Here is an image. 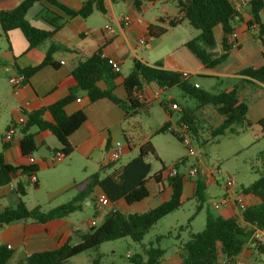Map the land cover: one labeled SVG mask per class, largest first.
I'll return each mask as SVG.
<instances>
[{"label": "crops", "instance_id": "crops-1", "mask_svg": "<svg viewBox=\"0 0 264 264\" xmlns=\"http://www.w3.org/2000/svg\"><path fill=\"white\" fill-rule=\"evenodd\" d=\"M22 1L0 0V11L15 9ZM56 1L68 9L77 11L82 8L87 0ZM228 1L240 13L239 19H235L237 47L230 51L228 58L223 63L212 69L202 66L187 51L185 43L199 34L188 31L189 26L186 21L169 29L167 34L158 39L151 40L148 37V27L156 24L159 18L163 19L164 23H167L168 20L175 17L177 9L173 0L142 2L140 11L134 9L133 0H103L106 9L105 15L94 11L85 20L80 19L79 16L66 17L61 12H58L56 8L44 2H39L34 4L26 13V16L28 14H35L31 17L30 22L26 19L35 29H50L46 23L37 18V14L44 8L55 12L59 17L63 18L65 24L43 45L31 50L28 49V44L23 36L20 33L21 37L17 35L16 32L19 31L12 30L4 36L1 33L0 26V52H2L0 55V66L2 67V75H0V154L2 155L3 163L13 167H28L26 165L27 156H24L19 148V141L21 139L19 128H16L15 134L12 136L7 134L8 129L10 126H13L16 119L22 113V107H25V113L35 112L66 98L69 95L70 89L75 87V82L71 77L72 69L98 50L102 53V57L114 60L120 65V77L114 81L116 87L113 95L121 100L125 99L121 82L131 72L133 60H138L149 66H152L157 61H162L165 70L178 73L187 72L192 84L197 85V88L205 92L207 90L200 84L202 80L210 83L213 82L209 89L219 90L218 93L236 88L239 99L247 105V118L251 121L252 127L257 129L258 127L254 124L264 119V87L256 83H249V78H245L239 73L244 69H258L263 65V45L257 39V28L253 26L251 28L247 27V23L251 19L247 12L248 0H245L246 4L244 5H239L238 0ZM262 1L264 2V0ZM94 15L99 16L94 17ZM126 17L130 19L128 25H125L123 22V19ZM259 20L264 24V7L260 12ZM106 25L110 26V31H105ZM187 34L191 36L188 37L186 36ZM214 35L217 45L212 53L218 54L220 52V30L218 28L215 29ZM142 39L145 44L138 43ZM14 40L18 41V46ZM51 44L64 49L63 52L52 55V61L58 64V66H47L39 70L35 75L33 74L26 80L17 96L13 95L7 82L8 78L20 75L27 68L36 67L43 59ZM158 49V52H154ZM130 61L132 64L127 69L128 73L123 76L122 69ZM97 86L101 91L106 89L103 82H98ZM170 90L150 85L144 86L139 93H142V96L147 101L145 108L153 100L160 99L162 96L167 100V103L165 104L162 100L159 103H162L167 111L169 110V104H175L181 109L184 108L173 102V98L169 94ZM88 99L86 94L80 93L78 97L71 100L64 107V112L67 116L83 111L86 120L83 121L81 126L69 138L72 152L68 156V163H63L65 171L58 178L61 185H58L57 188L52 189L47 194L49 202L55 201L70 189H75L72 198L75 199L83 190L82 184L90 176L96 173L100 177L108 175L114 169V167L109 168L113 162L109 161L108 150L115 141L122 142L126 147L123 158L135 152L123 165L136 156L140 144L150 141L148 138L138 139L136 137L133 128L129 127V121L132 117H125L118 106L108 100H98L91 103ZM26 104L27 106H25ZM210 111L215 114L211 108L206 106L197 110L195 116L197 118L201 115L204 117L205 113H209ZM171 113L173 112L170 111L168 113L167 122L171 120ZM42 120L51 122L52 117L49 113H45ZM220 122L221 119L218 121V124ZM29 131L32 133L35 145V152L32 154L35 158V163L30 167L37 178L36 185L31 184V186L34 190H37L49 185L47 179L43 177V173L55 166H51L50 163L53 154L59 151L60 147L54 135L49 131L39 130L33 126L29 128ZM259 134L261 135L260 130ZM198 163L201 164V162ZM200 167L199 176L204 178L208 189L211 183L208 179L210 172H206L204 169H200ZM154 173L151 172L150 167L145 187L148 193L147 198L131 205H127L124 201L120 200L113 203L110 202L108 206L100 208L98 198L103 192L99 188L94 187L92 192L81 203H78L80 207L79 212L82 210L83 205L85 206V210L90 209L92 211L91 217L82 224L75 221L72 217L73 215L70 214L65 218L49 221L45 224L26 220L1 226L0 245L6 246L11 253V258L7 264H25L27 256L47 250H56L66 241L76 245L79 242V235L90 229L89 222L94 219L96 225H98L103 214L109 210H116L122 215H129L142 213L157 207L161 203L167 202L172 193L170 180L163 178L161 173L160 181L157 182L153 178ZM25 182L30 183L28 175L17 172L11 176L10 184L0 186V208H14L17 206L19 201L17 189L20 187L23 190ZM193 188L194 182L189 180L183 182L182 196L184 199L192 200ZM237 192L241 194V191L237 190ZM242 196L244 202L249 207L258 203L257 199L249 195ZM66 203L57 204L55 207ZM25 205L31 210L39 207L41 211V205L38 201H36V205L33 208L28 207L27 203ZM222 212L223 215L218 216L228 218L232 215H238L235 207H231L230 209L224 208ZM139 246L141 252L135 254L143 256L145 248L142 247V243ZM179 248L171 255V260H168L169 262H164L162 258L160 264H179ZM83 254L74 258L72 257L69 260L70 264H80L81 260L79 259H81L80 257ZM95 255V252H93L92 258ZM132 256L129 253V258ZM223 259L218 260L217 264ZM263 260L264 244L257 248L251 247L249 236H247L241 253L234 258V261L244 264H263Z\"/></svg>", "mask_w": 264, "mask_h": 264}, {"label": "trees", "instance_id": "trees-1", "mask_svg": "<svg viewBox=\"0 0 264 264\" xmlns=\"http://www.w3.org/2000/svg\"><path fill=\"white\" fill-rule=\"evenodd\" d=\"M153 1L155 0H133V7L140 11L142 2ZM173 1L177 9L175 17L168 20L167 23L159 18L156 24L148 27V37L151 40L158 39L167 34L169 29L186 21L189 27L199 31L198 36L185 43L187 51L205 68L212 69L223 63L232 51L230 36L235 33V19H239V10L228 0ZM39 2H44L56 8L58 12L66 17L79 16L82 20L88 18L94 11L101 15H105L106 12L103 0H87L82 8L77 11L58 4L56 0H23L15 9L0 11L1 33L5 36L9 31H19L27 42L29 50L43 45L64 26L65 20L55 12L44 8L37 14V18L46 23L50 29H35L26 20L25 16L27 11ZM263 7L264 2L262 0H248L247 12L251 19L247 23V27L257 28V39L262 45L264 43V24L260 22L259 15ZM217 28L220 30V52L213 54L212 51L217 45L214 39V31ZM63 50L55 44H51L40 63L36 67L25 69L21 74L27 80L44 67H57L58 64L52 61V55L61 53ZM239 74L249 78V83H256L264 87V63L258 69L247 68ZM71 77L75 82V87L70 89L66 98L46 108L26 113L27 119L24 124L13 125L14 130L17 127L19 128L21 134L19 148L24 156L32 155L35 152L34 138L29 131L32 126L52 133L58 141L59 151L65 157L71 154L72 148L69 144V138L86 120V116L83 111L67 116L64 107L71 100L78 97L80 93L86 94L91 103L98 100H108L118 106L125 117L129 116L131 118L146 106L135 96L144 86L152 85L164 90L177 88L183 97L193 100L195 106L192 110L180 109L177 112L175 126L185 125L188 135L194 140H202V144L208 143L227 132L232 135L252 127L251 121L247 118V105L239 99L236 88L215 95L208 94V92L195 88L191 80L183 78L181 73L165 70L162 61H157L149 66L138 60H133L131 72L121 82V87L125 93L124 100L113 95L116 87L114 81L120 77V74L113 71L109 59L102 57L99 50L84 62L77 64L71 71ZM98 82H103L106 89L101 91L97 86ZM159 106L167 112L162 103H159ZM206 106L221 118V122L217 126H209L206 129L208 138L203 139V127L200 120L195 116V112ZM45 113L51 115V122L42 120ZM169 122L163 123L154 134L168 133L181 142V137L171 130ZM254 125L259 128L261 136L264 137V119L259 120ZM149 155L154 156V149L151 142L147 141L138 146L136 156L128 163L114 168L104 177H100L97 173L93 174L82 184L83 190L75 199L46 212H41L39 207L32 210L28 209L21 199L24 196V191L18 187L19 201L17 206L14 208H0V227L17 221L30 220L45 224L49 221L65 218L73 212L79 211L78 203H81L94 187L99 188L111 203L120 200L127 205L141 202L148 196L145 187L151 166L146 162ZM3 162L0 154V186L10 184L11 176L17 172L27 175L34 173L31 167H13ZM115 164L116 162L110 165L109 168H112ZM178 164H185V160L174 165L177 167ZM163 170L164 168L161 166L153 174L155 181H160ZM183 182L184 179L181 176L170 180L172 193L167 202L142 213L129 215H122L116 210H109L103 214L98 225L79 235V242L76 245L66 241L56 250H47L27 256L25 264H68L72 257L74 258L88 251H94L96 254L89 264H100L97 252L99 247L107 242L128 238L132 242L141 245L145 235L156 226L159 220L178 210L188 201L182 196ZM206 189L204 178L201 176L196 177L191 199L196 200L199 206L193 215L201 210ZM241 194L257 199L258 203L248 206L241 215H232L228 218L207 213L204 229L191 235L190 240L179 248V264H217L221 258L234 261V258L241 253L247 236L250 237L253 233V227L264 228V172L250 186L242 188ZM192 218L193 216L190 217L189 221ZM160 238L156 237L154 243L148 249H145L144 258L142 255L134 254L129 258L130 263L160 264L165 253L159 246ZM10 258L11 253L8 248L0 245V264H7ZM262 263L264 264V260Z\"/></svg>", "mask_w": 264, "mask_h": 264}, {"label": "rangeland", "instance_id": "rangeland-1", "mask_svg": "<svg viewBox=\"0 0 264 264\" xmlns=\"http://www.w3.org/2000/svg\"><path fill=\"white\" fill-rule=\"evenodd\" d=\"M35 14L26 16V19L30 22L31 17ZM99 15H94L97 17ZM36 17V16H35ZM188 31L191 33L199 34V31L189 27ZM20 36L19 32H16ZM186 36H191L187 34ZM22 39V38H21ZM18 46V41L14 40ZM42 48V47H41ZM143 51V50H142ZM155 50L154 52H158ZM2 52H0L1 55ZM1 57V56H0ZM131 61L128 62L122 69V75H127V69L131 65ZM0 75H2V67L0 66ZM213 82L203 81L200 82L201 86L207 90L208 94L215 95L219 90H210L209 87ZM169 94L173 98V102L182 107L192 110L195 106L193 100L183 97L181 92L177 88H173L169 91ZM167 103V100L162 96L160 99L153 100L147 108L140 109L138 113L129 121V127L133 128V132L138 139L148 138L154 149V156L149 155L146 160L151 165V172L158 171L161 166L167 169L182 160H185V164H178L177 168L181 172H185L189 167L198 165L206 172H210L211 177L208 189L204 193V202L201 206V210L196 215H193L199 203L192 199L188 200L181 208L167 215L149 231L143 241L142 247L149 248L151 242L154 243L156 237L161 236L159 241L160 248L165 252L163 255V261L167 262L171 260V255L177 250L178 247L185 245L191 235L201 232L205 226L206 214L213 216L223 215V209L214 210L212 203L220 195L223 194L224 183L227 179L233 178L238 191L242 188H246L254 183L264 172V137L259 134V129L250 127L245 131H240L237 134L225 133L216 139L210 140L208 143L202 144V140H194L191 138V148L196 152V157L188 155L187 150L183 144L174 136L166 134H154L163 123L168 121V113L159 106L160 101ZM179 108V107H178ZM181 109V108H180ZM170 126L171 129L180 133L178 127L175 126L177 122L178 111H171ZM200 124L203 127L204 135L203 139L208 138L206 129L209 126H215L221 119L215 115L212 111L206 112L204 117L201 115L199 118ZM238 130V129H237ZM124 142V141H123ZM135 152H132L127 157H122L119 161L113 165L117 168L123 165L129 158H131ZM68 157H66L64 164L68 163ZM55 165L49 168L43 173V177L47 179L48 186L42 189L34 190L31 183L25 182L23 185L24 196L23 201L27 203L28 207H35L36 201L41 205V211L46 212L49 208L57 206V204L66 203L71 201L75 189L67 190L62 196L58 197L55 201L49 202L48 193L53 189L61 185L58 178L65 171L64 164ZM71 169V167H70ZM208 174V173H207ZM195 178H191L189 181L194 182ZM244 199V198H243ZM83 205L82 210L79 212H73L72 217L79 224L84 223L91 217L92 211L90 209L85 210ZM193 218L189 221L190 217ZM152 243V244H153ZM94 251L85 252L79 259L80 264H89L93 257ZM140 246L138 243L132 242L126 238L123 240H115L107 242L101 245L98 249V256L100 264H131L130 260L126 257L127 253L134 255L140 253ZM169 262V261H168ZM70 264V262H68ZM72 264V263H71Z\"/></svg>", "mask_w": 264, "mask_h": 264}, {"label": "built area", "instance_id": "built-area-1", "mask_svg": "<svg viewBox=\"0 0 264 264\" xmlns=\"http://www.w3.org/2000/svg\"><path fill=\"white\" fill-rule=\"evenodd\" d=\"M238 4L239 5H244L246 4L245 0H238ZM130 19L129 18H124L123 22L125 25H128ZM111 28L109 25L105 26V31H110ZM236 37L237 34L233 33L232 36H230V44H231V50L236 49L237 44H236ZM139 44H145L144 40H139L138 42ZM263 51H264V43H263ZM109 64L111 65L112 69L114 72L116 73H120V65L119 63L115 62L114 60L109 59ZM183 78H187L189 79V74L187 72H182L181 73ZM8 85L10 86L11 90H12V94L17 96L22 88V86L25 84L26 82V78L24 77L23 74L14 76V77H9L8 80ZM195 88H197V85H194ZM135 96L139 99L140 102H142L143 104H146V99L142 96V93L137 92L135 94ZM27 106V104L25 105ZM24 108L22 107L21 109V114L20 116L16 119V121L14 122L13 125H22L26 122L27 116L26 113L24 112ZM169 110L170 111H180V108H178V106L174 105V104H169ZM173 132L178 133L176 131H174L173 129H171ZM178 131L180 133L179 136L181 137V143L183 144V146L185 147V149L188 152V155L191 157H196V152L191 148V139L190 137H188L187 133V129L185 127V125L181 124L178 127ZM8 135L12 136L15 134V130L13 128V126H10V128L8 129L7 132ZM126 152V147L122 144V142L119 141H115L114 143L111 144L109 150H108V156H109V161L110 162H117L119 161L125 154ZM66 157L64 156V154L60 151H57L53 154V158L51 160L50 165L54 166V165H58V164H62L65 161ZM35 163V158L32 155H28L27 156V163L26 165L28 167L33 166ZM199 165H193L192 167H189L185 172L181 173L179 172V169L173 165L167 169H164L161 173L163 178H165L166 180H173L178 176H181L184 181H188L191 178H195L198 177L200 174L199 171ZM29 181L32 185H36L37 183V178L35 177L34 174H29ZM211 174H208V179L210 180ZM224 189H223V194L220 195L216 200H214V202L212 203V207L214 210H220V209H230L231 207H235L237 209L238 215H241L243 211H245L247 209V205L244 202L243 196L241 194H239L237 192L238 188L237 185L234 181L233 178H229L225 181L224 183ZM98 204L100 206V208L108 206L110 204L109 200L107 199V197L102 194L100 195V197L98 198ZM96 226V221L94 219H92L89 222V227L92 228ZM264 244V228H257V227H253V233L250 235V245L253 248H257L261 245ZM127 258H129V253H127L126 255ZM219 264H244L241 262H236V261H232V260H228L226 258H224Z\"/></svg>", "mask_w": 264, "mask_h": 264}]
</instances>
